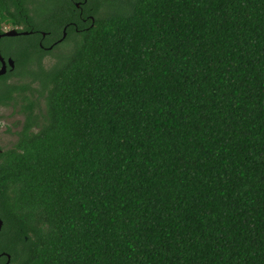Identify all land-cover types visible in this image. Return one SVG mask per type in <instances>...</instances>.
Returning a JSON list of instances; mask_svg holds the SVG:
<instances>
[{
    "label": "trees",
    "instance_id": "16d2710c",
    "mask_svg": "<svg viewBox=\"0 0 264 264\" xmlns=\"http://www.w3.org/2000/svg\"><path fill=\"white\" fill-rule=\"evenodd\" d=\"M3 27L0 264H264V0H0Z\"/></svg>",
    "mask_w": 264,
    "mask_h": 264
},
{
    "label": "rangeland",
    "instance_id": "374dc122",
    "mask_svg": "<svg viewBox=\"0 0 264 264\" xmlns=\"http://www.w3.org/2000/svg\"><path fill=\"white\" fill-rule=\"evenodd\" d=\"M12 29L11 27H3L4 31ZM69 49V45L64 44L52 52L51 55L46 56L43 59V66L47 69L51 67L54 62V56L60 53H65ZM25 81L22 78H13L9 80V83L19 85ZM24 103L21 100H17L10 106L0 107V148L2 150L11 148L17 139V132L19 126L23 120V114H21V108ZM21 111V112H20ZM5 264V263H4Z\"/></svg>",
    "mask_w": 264,
    "mask_h": 264
},
{
    "label": "water",
    "instance_id": "95a60500",
    "mask_svg": "<svg viewBox=\"0 0 264 264\" xmlns=\"http://www.w3.org/2000/svg\"><path fill=\"white\" fill-rule=\"evenodd\" d=\"M19 35H26L25 32H17L16 29H10V30H7L5 31L3 34L0 35V39L3 38V37H16V36H19ZM42 36H44L42 34ZM65 37V35H63V38ZM61 41V40H59ZM51 49V48H49ZM0 64H1V67H0V75H4L7 71V67H9L10 70H13L14 69V63L12 61L11 58H8L6 60H4V58L2 57L1 53H0ZM0 227H1V221H0ZM7 258V261L5 262V264H8L9 263V256H6Z\"/></svg>",
    "mask_w": 264,
    "mask_h": 264
},
{
    "label": "flooded vegetation",
    "instance_id": "af4514ba",
    "mask_svg": "<svg viewBox=\"0 0 264 264\" xmlns=\"http://www.w3.org/2000/svg\"><path fill=\"white\" fill-rule=\"evenodd\" d=\"M3 33H4V32H3ZM20 33H21V32H20ZM3 38H13V37H3ZM3 58H4V57H3ZM6 59H8V58H4V60H6ZM0 67H1V64H0ZM8 70H10L9 67H7V71H8ZM7 71H6V72H7ZM3 264H4V263H3Z\"/></svg>",
    "mask_w": 264,
    "mask_h": 264
},
{
    "label": "clouds",
    "instance_id": "9594fccd",
    "mask_svg": "<svg viewBox=\"0 0 264 264\" xmlns=\"http://www.w3.org/2000/svg\"><path fill=\"white\" fill-rule=\"evenodd\" d=\"M13 29V28H12ZM5 32V31H4ZM43 37V36H42Z\"/></svg>",
    "mask_w": 264,
    "mask_h": 264
}]
</instances>
